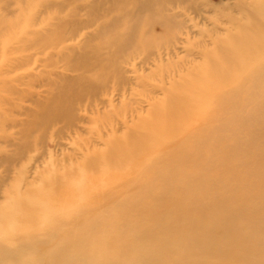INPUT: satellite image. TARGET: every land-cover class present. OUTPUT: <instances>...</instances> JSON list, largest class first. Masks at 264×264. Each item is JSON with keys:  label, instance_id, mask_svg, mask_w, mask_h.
<instances>
[{"label": "bare ground", "instance_id": "1", "mask_svg": "<svg viewBox=\"0 0 264 264\" xmlns=\"http://www.w3.org/2000/svg\"><path fill=\"white\" fill-rule=\"evenodd\" d=\"M211 2L0 0V264H264V0Z\"/></svg>", "mask_w": 264, "mask_h": 264}, {"label": "rangeland", "instance_id": "2", "mask_svg": "<svg viewBox=\"0 0 264 264\" xmlns=\"http://www.w3.org/2000/svg\"><path fill=\"white\" fill-rule=\"evenodd\" d=\"M212 2H211V4H214V6H216V9H219V7H217L219 4H220V0H211ZM208 10H209V12H213V10L211 9V7L210 8H208ZM191 15L192 16H194V13H193V11L191 12ZM204 28H205V26H201V24L199 25V27L197 28V29H194V33L195 34H199V32H201V33H203V30H204ZM263 34V31L262 30H259L258 31V35H262ZM259 42H261L262 44H264V40H262V38L260 39V41ZM264 50V49H263ZM260 51L263 53V51L260 49ZM65 132H66V130H65ZM62 133V135H61V137H60V139H56V138H54L53 136H52V139H51V135L53 134V131H52V129H50V130H48V132H47V134L45 135V137H43V139L41 140V142H37L36 140H35V143L33 144V146H34V148H35V145H36V148L35 149H33V154H38L39 155V153H37V151H38V149H39V151L38 152H40V148H41V150H45V148H47V150L49 151V152H51V153H56L57 152V150H58V152H59V147L56 145V142H61L63 145H64V147H68V146H70L71 144H72V142H71V140L70 139H67V133ZM66 136V138H64ZM71 136V135H70ZM73 137V136H72ZM84 137H86V135H83V136H81V139H83ZM77 138H75V137H73L72 138V140H73V142L76 140ZM38 143V145H37V143ZM6 144H4V143H2L0 146L2 147H4ZM58 152H57V154H58ZM43 159H44V161H47L48 159H49V154H48V152L46 151L44 154H42L41 155V157L38 159V162H37V164H39V163H42V161H43ZM44 163V162H43ZM42 163V164H43ZM20 168V167H19ZM19 168L17 169V173L19 172ZM1 170V169H0ZM17 173H12V175L10 176L11 178H13V176H15V175H17ZM10 178V179H11ZM10 179L8 180V181H10Z\"/></svg>", "mask_w": 264, "mask_h": 264}]
</instances>
